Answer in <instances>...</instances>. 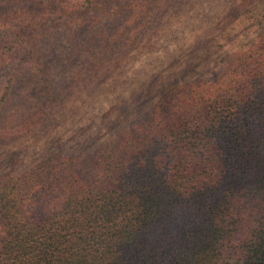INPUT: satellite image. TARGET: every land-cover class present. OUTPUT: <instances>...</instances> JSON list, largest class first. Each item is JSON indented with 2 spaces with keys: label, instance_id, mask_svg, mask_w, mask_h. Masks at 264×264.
<instances>
[{
  "label": "trees",
  "instance_id": "obj_1",
  "mask_svg": "<svg viewBox=\"0 0 264 264\" xmlns=\"http://www.w3.org/2000/svg\"><path fill=\"white\" fill-rule=\"evenodd\" d=\"M22 1L36 7L17 22L0 20V66L24 63L49 87L39 34L65 19L94 25L106 6L0 5ZM125 1L134 8L124 23L131 44L163 4ZM255 24L248 47L217 55L214 83L170 80L140 120L119 121L95 151L92 175L62 153L2 172L0 264H264V16Z\"/></svg>",
  "mask_w": 264,
  "mask_h": 264
},
{
  "label": "rangeland",
  "instance_id": "obj_2",
  "mask_svg": "<svg viewBox=\"0 0 264 264\" xmlns=\"http://www.w3.org/2000/svg\"><path fill=\"white\" fill-rule=\"evenodd\" d=\"M137 1L131 3L137 7ZM240 1L162 0L161 13L148 16L151 27L131 44L124 23L134 8L125 0H104L107 14L94 25L65 19L43 31L49 87L24 63L0 66V174L62 153L77 156L92 175L94 153L114 139L119 121L140 120L170 80L214 83L222 70L217 55L249 46L264 0L237 16L232 10ZM31 7L26 1L1 4L0 20L17 22ZM115 32L119 38L103 52Z\"/></svg>",
  "mask_w": 264,
  "mask_h": 264
}]
</instances>
